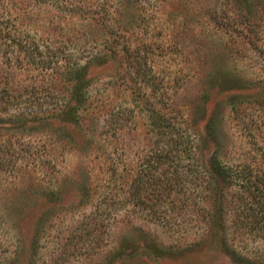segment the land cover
I'll return each mask as SVG.
<instances>
[{
    "label": "rangeland",
    "instance_id": "obj_1",
    "mask_svg": "<svg viewBox=\"0 0 264 264\" xmlns=\"http://www.w3.org/2000/svg\"><path fill=\"white\" fill-rule=\"evenodd\" d=\"M3 10L56 53L51 68L85 66L89 86L85 123L62 124L50 113L67 78L0 51V91L16 96L0 109V264H264V234L232 224L234 182L216 180L225 207L212 218L203 185L157 195V171L129 202L110 193L128 195L120 176L138 179L167 140L152 131L150 102L202 138L194 158L219 154L264 177V0H5Z\"/></svg>",
    "mask_w": 264,
    "mask_h": 264
},
{
    "label": "trees",
    "instance_id": "obj_2",
    "mask_svg": "<svg viewBox=\"0 0 264 264\" xmlns=\"http://www.w3.org/2000/svg\"><path fill=\"white\" fill-rule=\"evenodd\" d=\"M4 1L0 0V51H2V55L6 58L35 65L36 69L40 71L48 72L54 70L56 76L63 77V79L67 78V85L70 86V90L67 93L68 97L66 99L63 97L61 101L53 105L51 109L52 113H50L51 118L62 124L83 125L86 121V110L83 108L85 106L83 103L87 101L81 102L79 98L83 97V90L89 86L88 82L84 79L86 67H78L76 63L68 62L63 67L51 68L56 53H53L49 45H42L43 42L36 37H32L28 33L16 28L13 20L3 10ZM79 16H83V12L80 9ZM116 52L118 51L114 47L111 55L116 57ZM132 61L135 62L133 58ZM142 61L147 65L146 59ZM128 64L131 68L133 67L132 63ZM151 70L149 67V74L152 72ZM139 71H142V69L137 70L138 75ZM150 78L154 79V77ZM155 84V82L150 83L153 88ZM57 93L61 94L60 91H57ZM75 96H79L77 103L74 101ZM15 97L8 90L0 91V109L2 111L9 110L7 105L15 100ZM150 105L152 106L150 116L152 131L157 138L158 135H162L163 141L165 138L167 140L164 141L160 150L157 148L153 155L146 160V164H144L140 171L138 179L132 180L128 185V179L123 175L120 176L119 187L123 188L126 185L129 191L128 195H116L117 193L115 194L110 191L112 194L111 198L114 201L117 200L116 205L118 206L122 202H129L133 198V195H141V193L146 192L149 186L153 185L155 181L154 173L157 171L156 175H159L160 178L159 184L155 189L157 195H167L166 197L169 195H199L196 187L203 185L204 189L209 191V195H212L211 199L214 202L213 205L216 207L214 208L216 210L215 215H211V218L216 217L217 213L220 214L225 207L221 208L225 195L221 193L222 189H217L215 183L220 178L227 188L231 187L234 182V189L231 195H229L228 202L229 207L234 210L232 224L238 233L241 235L246 233L249 235L256 234L257 238L263 235L264 191L262 190L264 189L261 188L264 184L263 174H261V177H258L257 172L253 171L247 162L245 164L240 163L238 169H232L223 163V159L219 157V154H215L210 162H206L203 159L200 161L199 157L198 159L194 158L193 151L203 152L202 138H198V136L196 138L194 134L188 132L186 126L184 129H180L175 123H172L170 117L165 119L159 109L154 107L155 103L150 102ZM108 166L109 182L107 186L109 185V189L115 192L117 183L115 181L114 165L108 163ZM159 169H161L160 172L158 171ZM188 171H191L192 175L188 174ZM194 182H196L195 187H190L189 184H194ZM252 188L253 191L251 192ZM225 203L227 204V201ZM253 205L255 209L252 208Z\"/></svg>",
    "mask_w": 264,
    "mask_h": 264
}]
</instances>
